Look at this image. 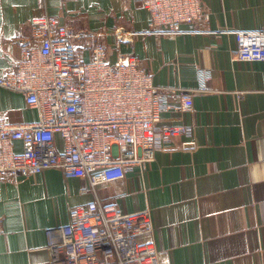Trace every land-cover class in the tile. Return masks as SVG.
<instances>
[{
	"label": "crops",
	"instance_id": "crops-1",
	"mask_svg": "<svg viewBox=\"0 0 264 264\" xmlns=\"http://www.w3.org/2000/svg\"><path fill=\"white\" fill-rule=\"evenodd\" d=\"M203 7L207 21L172 33L150 31L142 0H0V76L36 45L33 21L54 15L91 34L80 45L105 42L110 63L135 55L158 86L195 89L194 107L165 112L162 123L192 126L196 141L166 140L146 172L128 166L96 192L88 177L68 179L58 168L0 177V264H51L48 230L95 199L125 212L149 208L154 229L144 238L160 264H264V0ZM201 68L211 73L205 91ZM0 110L11 123L37 119L22 93L1 86Z\"/></svg>",
	"mask_w": 264,
	"mask_h": 264
},
{
	"label": "built area",
	"instance_id": "built-area-1",
	"mask_svg": "<svg viewBox=\"0 0 264 264\" xmlns=\"http://www.w3.org/2000/svg\"><path fill=\"white\" fill-rule=\"evenodd\" d=\"M142 2L151 32L179 33L210 18L203 0ZM32 24L36 45L25 46L0 86L22 93L37 119L11 123L0 110V177L58 168L68 179L88 177L96 192L124 179L128 166L146 172L166 140L185 136L182 147L196 146L192 126L162 123L165 112L194 107L195 89L158 86L135 55L110 63L105 42L80 45L76 39L91 34L75 33L54 15ZM198 72L205 91L211 73ZM69 219L48 230L51 264H160L159 249L144 238L154 229L149 208L125 212L95 199L74 206Z\"/></svg>",
	"mask_w": 264,
	"mask_h": 264
}]
</instances>
